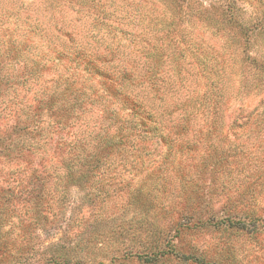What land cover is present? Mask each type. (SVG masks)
Masks as SVG:
<instances>
[{
  "label": "trees",
  "instance_id": "trees-1",
  "mask_svg": "<svg viewBox=\"0 0 264 264\" xmlns=\"http://www.w3.org/2000/svg\"><path fill=\"white\" fill-rule=\"evenodd\" d=\"M115 1L0 0V264H222L174 238L196 228L247 237L262 230L250 227L262 217L249 202L229 207L228 197L225 216L210 214L207 176L227 160L225 149L213 156L209 147L197 168L203 177L195 168L181 174L183 148L177 160L170 146L152 159L150 139L165 141L166 129L154 101L176 114L168 137L202 109L193 97L171 105L158 90L186 56L178 0H157L162 9L150 11L147 0ZM220 15L221 25L239 28ZM155 21L157 44L148 33ZM257 116L263 129L264 109ZM71 200L77 207L66 215ZM78 208L89 215H74ZM47 228L60 237L41 248Z\"/></svg>",
  "mask_w": 264,
  "mask_h": 264
},
{
  "label": "rangeland",
  "instance_id": "rangeland-1",
  "mask_svg": "<svg viewBox=\"0 0 264 264\" xmlns=\"http://www.w3.org/2000/svg\"><path fill=\"white\" fill-rule=\"evenodd\" d=\"M177 3V19L179 21L181 18L179 25L185 33L186 44L183 48L186 56L175 63L178 71L169 73L174 82L166 85L165 81L158 79V90L161 89V97L171 105L187 103L193 97V100L201 103L202 109L195 112L186 124L187 129L168 137V130L172 126L177 127L176 114L166 115L165 103L155 100V104L161 107L160 111L154 113L166 125V129L162 131L165 141L150 139L152 159L170 146L177 160L179 154L176 150L183 148V153L187 151L179 162L183 166L181 174L195 168L196 174L203 177L197 168L201 166L202 160L208 159L209 147L212 146L210 153L213 156L225 149L229 155L227 160L222 167H215L207 176L213 202L210 214L215 219L225 216L223 212L220 213V208L227 203L228 197L229 207L235 203L241 207V200L249 202L251 209L257 211L256 216L262 217L261 221L255 223L259 226L250 227L254 229L261 226L262 230L254 237H247L241 232L228 234L196 228L187 230L174 241L199 247L213 261L223 257L224 260H220L222 264H246L247 261L250 264H264V128L260 129L262 117L257 116L264 109V0H178ZM152 6L162 9L157 0H147L143 10L150 11ZM222 11H226L239 28L233 27L235 23L221 25L218 20ZM156 22H152L148 29L150 42L154 44L157 41L151 36H159L158 31L161 29V26H153ZM242 31L248 32V37ZM165 51V54L171 52ZM205 59H208L206 65ZM172 66L169 62L166 65L168 68ZM162 90L168 93L162 94ZM205 91L206 96L202 99L201 94ZM155 97L156 92L147 94V99L154 100ZM149 137L152 138L151 135ZM165 173L168 180L175 179V172L171 168L165 169ZM177 182L171 181L167 187L178 190ZM70 195L75 199L77 190H71ZM77 200L69 202L66 215L77 207ZM115 202L116 199H112L108 206H113ZM73 214L81 217L89 215V212L87 208H78ZM173 216L165 215V218L169 220ZM48 228L39 231L41 248L60 237ZM100 230L103 231V227ZM171 230L169 233L173 236ZM172 264L178 262L173 261Z\"/></svg>",
  "mask_w": 264,
  "mask_h": 264
}]
</instances>
